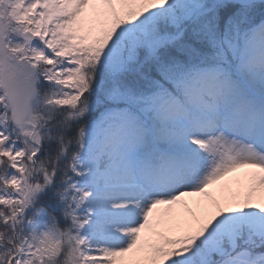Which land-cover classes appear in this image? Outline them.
<instances>
[{"label": "snow or ice", "instance_id": "1", "mask_svg": "<svg viewBox=\"0 0 264 264\" xmlns=\"http://www.w3.org/2000/svg\"><path fill=\"white\" fill-rule=\"evenodd\" d=\"M0 264H264V0H0Z\"/></svg>", "mask_w": 264, "mask_h": 264}, {"label": "trees", "instance_id": "2", "mask_svg": "<svg viewBox=\"0 0 264 264\" xmlns=\"http://www.w3.org/2000/svg\"><path fill=\"white\" fill-rule=\"evenodd\" d=\"M225 189L226 188H224V187H219V190L217 189H215V190H210V192L212 193V196H214V197H219V198H221V197H223L225 194H224V191H225ZM200 199H205V200H207L208 198H200Z\"/></svg>", "mask_w": 264, "mask_h": 264}, {"label": "rangeland", "instance_id": "3", "mask_svg": "<svg viewBox=\"0 0 264 264\" xmlns=\"http://www.w3.org/2000/svg\"><path fill=\"white\" fill-rule=\"evenodd\" d=\"M218 185V184H217ZM219 185L225 186L223 182L219 183ZM216 185H214L212 188H214ZM188 200L191 202L192 198H188Z\"/></svg>", "mask_w": 264, "mask_h": 264}]
</instances>
